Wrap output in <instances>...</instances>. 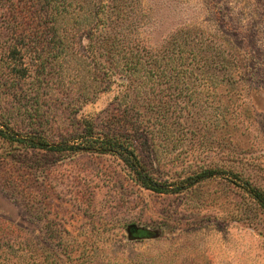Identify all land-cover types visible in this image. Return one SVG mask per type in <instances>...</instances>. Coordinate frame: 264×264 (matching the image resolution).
Instances as JSON below:
<instances>
[{
	"label": "rangeland",
	"instance_id": "obj_1",
	"mask_svg": "<svg viewBox=\"0 0 264 264\" xmlns=\"http://www.w3.org/2000/svg\"><path fill=\"white\" fill-rule=\"evenodd\" d=\"M67 1L62 21L60 0H0V121L70 146L86 126L143 113L151 152H140L158 179L217 174L159 195L115 157L0 139V264H264V208L249 192L264 197V0ZM98 3L115 26L97 29L92 54ZM108 32L139 41L142 57L175 58L168 91L143 71L124 87Z\"/></svg>",
	"mask_w": 264,
	"mask_h": 264
},
{
	"label": "trees",
	"instance_id": "obj_2",
	"mask_svg": "<svg viewBox=\"0 0 264 264\" xmlns=\"http://www.w3.org/2000/svg\"><path fill=\"white\" fill-rule=\"evenodd\" d=\"M66 2L68 1L60 0V4L57 7H54V10L57 11L58 18H61L60 20L62 21H64L65 16L69 14V7L72 6L71 3ZM91 7V10H93V12L97 15V18L94 21V25L89 29L90 37L88 38L90 41L89 48L91 53L95 54L96 44L93 42L95 32L101 26L108 29L113 25L115 26V23H112L105 18L100 19V17H98L103 9L100 3ZM103 39L106 46L109 47V53L112 57L119 56V61L123 60L125 62L124 71L129 74V78L126 79L124 87H129L131 79L135 78L143 71L145 79L142 77V80H145V85H155L156 83H159L162 86H166V91H168V82L173 76L169 74V71L171 70L169 66L175 58H172L171 56L168 58L167 55H164L162 57V61H159L154 54H151L148 51H145L146 55L145 57H142L139 54V41L133 43L132 39L130 41L127 38L114 37L109 32L104 35ZM128 41L131 44L130 46L125 43ZM55 46L58 48L59 52L68 48V42L65 40L63 32L60 38L56 39ZM13 50L16 51L15 47H13ZM178 60H182V57ZM177 73L184 75V70L179 69ZM178 74H175L176 78L179 77ZM182 85L184 86L182 81H178L176 84V95L178 97L182 95ZM150 93H163L164 96L170 95L168 92H165V89H161L158 92L151 89ZM145 100L147 101V112H152L154 104L149 97H145ZM128 114V112L124 111V114L120 117L110 118L104 127V133H96L93 131V128L86 126L78 137V143L70 146L65 144L50 145L42 135L37 133L26 136H18L9 128L8 125L1 121L0 139L10 144H17L22 148L31 150H44L52 153L68 152L69 154L90 152L115 157L123 164L124 168L137 185L145 190H149L159 195L179 194L183 190H186L187 188H190L195 184L209 179L217 174V171L209 169L203 170L198 174L188 176L179 181L167 182L158 179L154 175V170L151 167L153 166V163L147 162L145 157L140 152L141 146H146L148 149V151L147 149L146 151L148 153L151 152V145L149 144L147 133L149 128L145 126V124L150 122L148 119L149 117L145 119L146 116L143 113H139V115L138 113H135V115L132 116H129ZM249 192L251 196L264 208V197L261 193L256 191Z\"/></svg>",
	"mask_w": 264,
	"mask_h": 264
},
{
	"label": "water",
	"instance_id": "obj_3",
	"mask_svg": "<svg viewBox=\"0 0 264 264\" xmlns=\"http://www.w3.org/2000/svg\"><path fill=\"white\" fill-rule=\"evenodd\" d=\"M130 233L137 238H141V237H148L149 234L147 231L144 230H140V229H136V228H131L130 229Z\"/></svg>",
	"mask_w": 264,
	"mask_h": 264
}]
</instances>
